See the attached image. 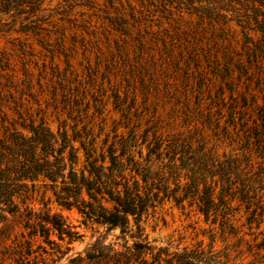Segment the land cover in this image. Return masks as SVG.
<instances>
[{"label":"rangeland","instance_id":"rangeland-1","mask_svg":"<svg viewBox=\"0 0 264 264\" xmlns=\"http://www.w3.org/2000/svg\"><path fill=\"white\" fill-rule=\"evenodd\" d=\"M194 4L196 9L186 0H45L49 8L30 17L0 13V123L44 116L55 132L87 134L99 146L107 141L119 151L122 140L134 143L136 157L144 132L149 139L154 132L193 136L195 145L204 137L220 154L249 152L245 135L253 120L244 123L252 107L246 114L237 107L234 120L229 113L228 83L237 96L248 82L235 69L240 58L247 64L242 28L230 19L237 13ZM121 21L127 27L118 26ZM228 66L234 67L229 73ZM250 71L257 75L254 65ZM80 156L82 165L83 150ZM252 161L257 170L261 159L253 151ZM46 182H37L27 203L51 208L80 235L60 239L52 232L50 241L34 236L30 264H159L155 255L160 264H171L167 260L185 249H202L229 264H264V216L248 219L251 210L244 205L231 217V228L206 220L196 206L164 200L142 216L141 230L130 217L123 233L120 225L86 221L76 207L59 205ZM23 223L19 214L0 221V264H27L12 253L28 247ZM136 240L151 248L137 252Z\"/></svg>","mask_w":264,"mask_h":264},{"label":"trees","instance_id":"trees-1","mask_svg":"<svg viewBox=\"0 0 264 264\" xmlns=\"http://www.w3.org/2000/svg\"><path fill=\"white\" fill-rule=\"evenodd\" d=\"M186 1L192 3L195 9V2L204 1L215 5V8L237 13L236 18L230 19H235L242 28L247 64L240 58L235 63V69L240 72L239 79L245 75L248 82L244 86L245 90L237 96H234L233 85L228 83L230 98L233 99L229 113L233 120L237 107H240L237 111L239 113L243 111L246 114L252 107L251 110L257 114L255 117L253 112L250 113L244 123L248 124L250 119L253 120V124L246 129L253 130L245 135L249 152L242 156L232 152L220 154L214 147H208L204 137L196 139L195 145L193 136L178 134L163 138L161 134L154 132L149 139L147 132H144L136 157L130 151L136 146L134 143L122 140L119 151L115 143L106 147L107 141L99 146L95 137L87 140V134L80 136L75 131L70 135L67 128L62 131L59 128L55 132L48 126L44 116L39 121L30 118L28 122L26 119L10 121L9 124L2 122L0 221H5L8 215L19 214L27 230L22 235L29 236L26 239V250L16 249L12 252L18 263L30 264L28 257L32 253L30 243L34 236L50 241L52 232L60 239L65 236L74 239L80 235L73 229L74 225L68 223L62 215L52 212L51 208L40 211L27 203L29 192L35 190L40 180L45 184L49 181L59 205L68 209L76 207L86 221L120 225L123 233L130 230V217H133L138 230H141L142 216L150 208L156 209L158 203L164 200H173L182 207L186 204L196 206L206 220L216 222L219 219L223 227H234L231 217L243 205L246 210H251L248 219L255 220L257 214L264 216V0ZM44 2L45 0H0V13L30 17L49 8L43 7ZM222 15L225 16L226 13ZM118 26L126 24L121 21ZM21 30L29 31L24 27ZM252 65L255 66L257 75L250 71ZM232 69L234 67L228 66L227 72ZM219 89L224 94L222 86ZM247 93H250V99ZM10 97H13L12 91ZM1 99L4 103V98ZM222 100L226 104L224 97ZM6 104L10 106V100ZM14 108L21 117L19 109ZM77 140L80 146L76 145ZM252 142L255 147L249 148ZM81 150L84 155L82 165ZM252 151L261 159L256 162L257 170L252 161ZM258 209L261 211L258 212ZM132 247L140 253H143L144 248H151L141 240H136ZM75 258L72 257L71 260ZM160 259V256L155 255L153 260H158L160 264ZM174 260L176 264H229V259L208 256L202 249H185L167 261L173 264Z\"/></svg>","mask_w":264,"mask_h":264}]
</instances>
